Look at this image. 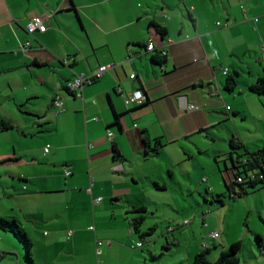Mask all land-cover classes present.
Returning a JSON list of instances; mask_svg holds the SVG:
<instances>
[{"label": "crops", "instance_id": "1", "mask_svg": "<svg viewBox=\"0 0 264 264\" xmlns=\"http://www.w3.org/2000/svg\"><path fill=\"white\" fill-rule=\"evenodd\" d=\"M38 16L48 29L31 34ZM263 43L264 0H0V119L12 124L0 130V218L26 231L34 264H99V239L125 237L140 216L133 207H146L145 222L155 216L165 175L177 178L193 148L201 154L193 137L205 133L208 148L240 114L264 123V95L250 90L264 77ZM157 54H165L164 64L153 62ZM101 66L109 68L99 80L77 94L66 90ZM229 75L237 80L233 93L225 89ZM137 89L143 102L126 105ZM57 97L62 108L54 106ZM114 147L123 160H115ZM223 163L227 187L235 170ZM206 172V190L222 193L217 172ZM186 188L197 191L191 182ZM218 213L200 220L206 227ZM213 233H205L212 244L200 251H217L211 262L234 242H215L221 235ZM11 236L0 230V263L12 264ZM115 245L105 247L106 263L123 247Z\"/></svg>", "mask_w": 264, "mask_h": 264}, {"label": "rangeland", "instance_id": "2", "mask_svg": "<svg viewBox=\"0 0 264 264\" xmlns=\"http://www.w3.org/2000/svg\"><path fill=\"white\" fill-rule=\"evenodd\" d=\"M235 122L236 124L227 122L221 126L216 141L209 146L211 149L207 148L208 142L211 141L207 139L205 133L200 137H193L192 142L202 149L201 154L193 148V156L191 155V158L178 166L177 178L171 180L167 174L165 175L168 188L158 192L162 200L158 197L156 198L158 203L153 201V208H157L155 216L149 215L147 221L142 223L140 232H136L129 223L133 231L132 237L129 236L130 229H128L125 237L99 239L109 241L112 245H123L111 256L109 263L105 262L106 254L101 256L99 264H191L195 255L201 251V245L211 246V239L205 236V233H210L211 230L221 235L215 242L219 243L227 239L234 241L233 243H242L240 264H264V242L260 244L257 237L264 239V185L260 184L254 192L232 199L218 167L224 170V159H227L230 165L229 155L215 157L213 152L215 149L230 153L228 141L232 137L240 139L241 143L251 151L263 149L264 123L255 124L256 121L251 118L244 121L241 114L235 118ZM191 170L190 177L187 171L191 172ZM206 171L217 172L220 176L222 193L213 195L207 192L206 184L202 183L201 177ZM204 178L208 177L204 176ZM190 182L194 183L197 191L192 192L191 189L186 188ZM218 198L225 202L224 206L217 201ZM199 205L204 208L198 209ZM217 207L220 210H216ZM217 211H219L217 218L208 217L205 227L200 220L202 215ZM185 219L189 220L190 224L181 226ZM93 224L91 222L89 225L95 227ZM170 227L176 229L168 232ZM144 233L147 234L143 237ZM10 238L14 240L16 249L10 262L18 264L19 253L20 263L29 264L24 258V245L18 240L16 242L13 236ZM138 243L142 246L137 247ZM106 248L104 252H107ZM213 253L217 251L211 250L209 259H212ZM95 259L94 264H97ZM5 260L0 264H7L8 261Z\"/></svg>", "mask_w": 264, "mask_h": 264}, {"label": "trees", "instance_id": "3", "mask_svg": "<svg viewBox=\"0 0 264 264\" xmlns=\"http://www.w3.org/2000/svg\"><path fill=\"white\" fill-rule=\"evenodd\" d=\"M155 27L163 37L167 35V30L165 28L158 25H155ZM161 55L157 54L153 56V62L159 65L164 64L165 59L163 56L165 54L163 56ZM234 75H237V73L235 72ZM234 75H229L225 83V89L230 93H233L237 87V80ZM250 90L256 95H264V77L260 78L255 84H253L250 87ZM11 128L12 124L9 121L0 119V130L5 131ZM145 144L148 148H150V142L145 140ZM229 145V159L235 172L234 182H231L229 185H227V187L229 188L228 190L230 197L232 199H236L242 197L243 195L249 194L250 192H254L260 184L264 185V148L257 151H250L236 137H232L229 140ZM161 146V142L157 140L155 142V147L151 148V151L156 154L158 153ZM114 158L116 161H120L121 159L123 160L121 153L116 147H114ZM251 174H256L257 178L255 180H252L250 176ZM260 176L262 178H260ZM238 178H242V183H238ZM217 201L222 205L225 204V202L221 198H218ZM133 212L140 214V216L133 218L130 221L131 226L136 232H140L142 223L144 222L145 218L143 214L147 212V209L144 206L133 207ZM175 229L176 228H173V231ZM0 230L13 234V236L24 245V258L26 259V261L29 264H34V260L32 257L33 243L26 231L15 220L11 221L4 218H0ZM146 234L147 233H144L143 237ZM257 237L260 241V244H262L261 237ZM241 251L242 243H233L226 251L220 254L216 261L211 262L208 258L210 251L203 250L202 252L195 255L191 264H240L239 256Z\"/></svg>", "mask_w": 264, "mask_h": 264}, {"label": "built area", "instance_id": "4", "mask_svg": "<svg viewBox=\"0 0 264 264\" xmlns=\"http://www.w3.org/2000/svg\"><path fill=\"white\" fill-rule=\"evenodd\" d=\"M46 18L45 16H38L35 17L31 20V22L29 23L27 30L29 33H34V32H40V33H44L47 31L48 27L45 23ZM255 21L257 22L258 20L255 18ZM218 25H220L218 23ZM155 49V46L152 42L149 43V45L147 46V50L148 51H153ZM262 49L264 50V43L262 44ZM108 66H101L99 67L92 75H78L73 81H70L67 83L66 85V89L69 90L72 93H76L80 90H82L85 86L92 84L93 82L99 80L108 70ZM228 71L225 70L224 74L227 75ZM131 79H135L136 75L132 74L130 76ZM144 100V94L142 92L141 89H137L134 92L128 94L125 96V104L126 105H130L131 103H142ZM54 106L56 108H62L63 107V101L60 97H57L54 100ZM191 108H193V106H191ZM227 109H229V107H227ZM109 139L113 138V134L110 133L109 135ZM49 146H47V149L45 150L46 152L48 151ZM67 175H69V173H67ZM251 179L255 180L257 178L256 174H251ZM260 178H262L260 176ZM238 183H242V178H238L237 179ZM101 199H98L97 202H100ZM90 230H94V227H90ZM169 232L173 231V228L170 227L168 229ZM219 237V233H213L212 234V238L213 239H217ZM109 246V242L108 241H99L98 242V251L97 254L98 256H102L104 254V248ZM142 244L138 243L137 247H141Z\"/></svg>", "mask_w": 264, "mask_h": 264}]
</instances>
